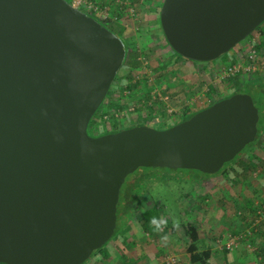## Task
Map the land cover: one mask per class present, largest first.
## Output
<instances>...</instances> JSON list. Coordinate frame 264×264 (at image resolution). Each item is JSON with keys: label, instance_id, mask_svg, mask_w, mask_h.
<instances>
[{"label": "water", "instance_id": "95a60500", "mask_svg": "<svg viewBox=\"0 0 264 264\" xmlns=\"http://www.w3.org/2000/svg\"><path fill=\"white\" fill-rule=\"evenodd\" d=\"M159 20L175 52L212 61L264 22V0H163ZM126 53L121 36L68 0H0V262L82 264L113 236L129 174H213L257 137L245 92L166 128L91 135Z\"/></svg>", "mask_w": 264, "mask_h": 264}, {"label": "rangeland", "instance_id": "374dc122", "mask_svg": "<svg viewBox=\"0 0 264 264\" xmlns=\"http://www.w3.org/2000/svg\"><path fill=\"white\" fill-rule=\"evenodd\" d=\"M69 1L77 4L78 8L88 9L86 0ZM98 1L111 16L116 17L106 21L112 22L113 27L122 33L119 36L125 40L127 53L104 106L98 108L93 119L99 117L101 110L112 108L114 100L121 101L125 90L130 91L129 101H140L141 97H146L142 98L146 100L153 88H158L169 98L158 104L155 113L149 112L150 118L145 117L144 107H140L139 117H131L129 121L108 126L103 123L99 127L93 120L92 127L88 128L92 134L102 135L114 126L123 129L135 123L156 128L169 127L181 121L185 114L191 116L195 113L193 111L206 107L219 97L233 94L242 84V92L250 93L258 106L261 100L264 102V93L258 88L260 85L264 88V40L261 41L259 32L262 29L210 61L211 66L208 61L184 58L170 47L159 20L163 0ZM122 5L126 7L121 10ZM130 6L133 14L129 12ZM251 39L257 43V69L237 75L235 84L226 74L227 67L237 62V51H245ZM219 61L224 62L222 69L214 67L220 64ZM186 62L190 65H184ZM193 64H202L204 68ZM245 81L255 85L247 86ZM168 106L176 110L174 115H167ZM251 143L224 164V172L221 170L220 174L213 173L210 177L196 175L190 178L186 170L165 168H143L134 176L129 174L123 188L125 190L126 183L134 185L135 189H139L138 195L127 196L129 210L122 214L123 219L118 215L113 236L100 250H95L85 264H127L128 259L135 264H201L189 260L185 233V224L189 222L200 229V247L211 250L207 264H253L255 258L251 248L259 237L254 238L252 230L256 219L249 216H254L252 205L255 202L260 201L264 205L260 197L264 189V182L261 183L264 178V130ZM151 208L159 210L155 211L159 218L155 221L156 225L151 222L155 229L144 230L141 213ZM257 218L259 224L264 215ZM261 235L264 240V233ZM260 263L264 264V257Z\"/></svg>", "mask_w": 264, "mask_h": 264}, {"label": "built area", "instance_id": "2783aa9c", "mask_svg": "<svg viewBox=\"0 0 264 264\" xmlns=\"http://www.w3.org/2000/svg\"><path fill=\"white\" fill-rule=\"evenodd\" d=\"M88 1V2H87ZM98 0H86L85 4H88V9H85L86 12L92 13L95 18H97L99 21H106V20H113L116 19V17H113L109 14L107 10L104 9V6L100 4L101 2H97ZM72 2V1H71ZM121 3L124 1H120ZM125 3H127L125 1ZM77 7V4L72 3ZM129 5V4H126ZM125 5V6H126ZM84 6V5H83ZM122 7V6H121ZM128 7V6H127ZM86 8V7H85ZM81 9L84 10V8L81 7ZM130 14H133V9L129 8ZM248 39V38H247ZM241 47V46H240ZM239 47V50L242 48ZM257 43L255 42V39L249 40L247 43V46L245 47V51H237V62L231 63L226 70V74L230 75L231 77L242 74V73H250L252 71H256L258 62V50H257ZM243 49V48H242ZM130 98V91L125 90L123 92L122 100H114L115 105L112 108H107L105 110H101L99 113V117L95 118L96 123L101 127L103 123H106L107 126L109 124H113L116 122H123V121H129L131 117L138 118V112L140 107H144L143 112L145 114L146 118H150V113L156 112V107H158V104L160 105L161 101L165 102L169 98L168 95H163L158 88H153V90H150V95L147 97V99H142L146 97H141L140 101H129ZM107 98L103 101L106 102ZM118 104V105H117ZM169 107V106H168ZM150 110V111H149ZM167 115H174L175 109L174 108H167ZM153 116V115H152ZM172 262H175V260H171ZM167 262H170L167 261Z\"/></svg>", "mask_w": 264, "mask_h": 264}, {"label": "trees", "instance_id": "16d2710c", "mask_svg": "<svg viewBox=\"0 0 264 264\" xmlns=\"http://www.w3.org/2000/svg\"><path fill=\"white\" fill-rule=\"evenodd\" d=\"M100 4H102V2L100 3ZM103 5V4H102ZM104 6V5H103ZM124 7H126L125 5H122V7H120L121 8V10L124 8ZM90 14V13H89ZM90 15H92V16H94L93 14H90ZM101 22H103L108 28H110L112 31H114L115 33H117L118 35L119 34H122L120 31H118L117 29H115L114 27H113V25L111 24V23H108L107 21H101ZM237 76V75H236ZM236 76H233V77H231V78H229V80L230 81H232V82H234L235 83V81H236ZM245 83H247V86H253V85H255V84H251L250 82H244V84ZM236 84V83H235ZM243 87V84H242V86L239 88V89H236L233 93H236V92H242V88ZM259 90L260 91H262L263 93H264V88H263V86L262 85H260L259 87ZM261 88H263V89H261ZM231 95V94H230ZM230 95H228V96H230ZM228 96H223V97H219L218 99H216V100H214V102L215 101H217V100H219V99H222V98H225V97H228ZM261 97V99L263 98L262 97V95L260 96ZM254 98V97H253ZM264 99V98H263ZM255 101V100H254ZM214 102H212V103H214ZM211 103V104H212ZM255 104H256V101H255ZM261 105L260 106H258L257 104H256V106L258 107V109H259V122H258V134H257V137L256 138H258L260 135H261V133L263 132V130H264V102H262V100H261V103H260ZM118 105V104H117ZM210 105V104H209ZM209 105H207V106H209ZM206 106V107H207ZM203 108H205V107H203ZM202 108V109H203ZM100 110V109H99ZM199 110H201V109H199ZM99 112V111H98ZM193 112H197V111H193ZM190 117V115L188 116V114H185L184 115V117L181 119V121L182 120H185V119H187V118H189ZM92 121H93V118H92ZM178 122H180V121H178ZM177 122V123H178ZM117 124V123H116ZM130 126V125H129ZM121 128V127H120ZM119 127H117V126H114V128H112L111 130H109V132H116V131H119V130H121ZM108 132V133H109ZM252 144V143H251ZM251 144H249V145H251ZM143 168H157V169H159V168H165V169H170V170H176V171H179V170H186L187 171V176H189L190 178H195L196 177V175H199L200 177H210V176H212V174H208V173H204V172H201V171H199V170H196V169H176V168H167V167H140V168H138L135 172H139V170H141V169H143ZM222 170V169H221ZM221 170H219L218 172H216V173H214V175H217V174H220L221 172ZM223 172L225 171V169L224 170H222ZM135 172H133V173H131V175L132 176H134L135 175ZM201 174V175H200ZM128 180H129V178H128ZM127 180V181H128ZM126 182V181H125ZM129 182V181H128ZM127 184V183H126ZM124 185V184H123ZM131 185V184H130ZM130 185H127L126 186V188H125V190H124V186H122V189H121V193H120V200H119V204H118V210H117V219H118V215H119V218H121V219H123L122 217V214L124 213V212H126L127 213V211L129 210V207L128 206H126V201H127V196H129L130 198H131V195H134V197H137V195H138V192H139V189H135L134 188V185H132V186H130ZM134 199H136V198H134ZM133 207V206H132ZM126 210V211H125ZM156 212H158L159 210L158 209H156L155 210ZM154 210H152V208L151 209H146V210H144L141 214H142V217L140 218L141 219V222H142V227H143V229L145 230H147V229H155V226H152V224H151V222L152 223H155V221H156V219L157 218H159V214L158 213H156ZM125 218V220H126V217H124ZM253 220H254V218H253ZM262 224V223H261ZM260 224V225H261ZM155 225H156V223H155ZM152 226V227H151ZM200 229H199V227L195 224V223H193V222H189V223H186L185 224V233H186V236H187V251L190 253V257H189V260H190V262H192V263H197V262H200L201 264H207V261L210 259V257H211V250L210 249H206V248H204V249H202L201 247H200V241H201V239H200V231H199ZM102 248V247H101ZM101 248H99V249H97V250H100ZM128 262H127V264H135V261L133 262L132 260H127ZM87 262V260L86 261H84L82 264H85Z\"/></svg>", "mask_w": 264, "mask_h": 264}, {"label": "crops", "instance_id": "0c3cea01", "mask_svg": "<svg viewBox=\"0 0 264 264\" xmlns=\"http://www.w3.org/2000/svg\"><path fill=\"white\" fill-rule=\"evenodd\" d=\"M158 24H159V22H158ZM260 29H262V30H260L259 32L261 33V35H262V38H261V41H263L264 40V25H261L260 26ZM212 61H214V60H212ZM201 62H205V61H201ZM209 62V64L208 65H211V66H213V64L210 62V61H208ZM218 63H220L219 65H216V66H214L216 69H218V68H221L222 66H224V62H222V61H219ZM222 64V65H221ZM184 65H190L188 62H186V63H184ZM199 67H203L204 68V66L202 65V64H197ZM197 65H194L193 64V66H197ZM205 65V64H204ZM222 69V68H221ZM225 96H228V95H225ZM264 175V174H263ZM264 177V176H263ZM264 178H262L261 179V183H263L264 181ZM263 188V187H262ZM262 191L263 192H261V198L263 199V201H264V189H262ZM260 194V193H259ZM262 202H255L253 205H252V207H253V214H254V216H252V214L249 216V218H254V219H256V221L254 222V225L252 226V230L254 231V238L255 237H259V241H256L255 242V244L253 245V247L251 248V252L253 253V255H254V258H255V260H254V263L253 264H261L260 262H261V258H263L262 257V255H261V253L263 252L262 250H264V240H262L260 237L262 236L261 235V233H264V219L263 220H261V222L259 223V224H257V221H258V218L257 217H259L260 215L262 216V215H264V205L263 204H261ZM253 221V220H252ZM262 223V224H261ZM261 224V225H260ZM256 256H258V257H256ZM257 258V259H256ZM129 260H131V259H129ZM114 262H116V260L114 261Z\"/></svg>", "mask_w": 264, "mask_h": 264}, {"label": "flooded vegetation", "instance_id": "af4514ba", "mask_svg": "<svg viewBox=\"0 0 264 264\" xmlns=\"http://www.w3.org/2000/svg\"><path fill=\"white\" fill-rule=\"evenodd\" d=\"M68 1H69V0H68ZM90 14H92V13H90ZM102 23H103V22H102ZM259 29H260V26H258V27L255 29V31H257V30H259ZM255 31H254V32H255ZM254 32H253V33H254ZM253 33H252V34H253ZM247 38H248V37H247ZM93 120H94V119H93ZM91 121H92V120H91ZM91 121H90L91 124L89 123V127H88V128H91V127H92V122H91ZM150 126H152V125H150ZM111 129H112V128H111ZM111 129H110V130H111ZM91 131H92V130H91ZM108 131H109V130H108ZM88 132H89L91 135H94V134H92V132H90L89 130H88ZM126 185H128V184H126ZM118 204H119V203H118Z\"/></svg>", "mask_w": 264, "mask_h": 264}, {"label": "clouds", "instance_id": "9594fccd", "mask_svg": "<svg viewBox=\"0 0 264 264\" xmlns=\"http://www.w3.org/2000/svg\"><path fill=\"white\" fill-rule=\"evenodd\" d=\"M70 2V1H69ZM81 9V8H80ZM83 10V9H82ZM85 11V10H84ZM88 13V12H87ZM89 14V13H88ZM118 76V75H117ZM117 78V77H116ZM116 80V79H115ZM107 97V96H106ZM101 107V106H100ZM134 125H140V124H138V123H135V124H133V125H131V126H134ZM128 127V126H127ZM126 127V128H127Z\"/></svg>", "mask_w": 264, "mask_h": 264}]
</instances>
